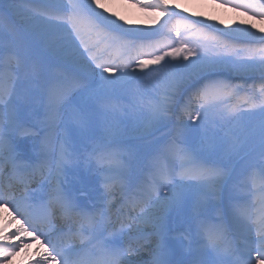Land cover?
<instances>
[{
  "label": "snow or ice",
  "instance_id": "obj_1",
  "mask_svg": "<svg viewBox=\"0 0 264 264\" xmlns=\"http://www.w3.org/2000/svg\"><path fill=\"white\" fill-rule=\"evenodd\" d=\"M223 2L264 19L259 0ZM137 3L166 19L0 0V208L22 218L0 228V264L32 242L33 264H264V34Z\"/></svg>",
  "mask_w": 264,
  "mask_h": 264
},
{
  "label": "bare ground",
  "instance_id": "obj_2",
  "mask_svg": "<svg viewBox=\"0 0 264 264\" xmlns=\"http://www.w3.org/2000/svg\"><path fill=\"white\" fill-rule=\"evenodd\" d=\"M19 2L23 3L24 0H19ZM259 3L264 4V0H259ZM101 4L104 8H107V14L110 15L114 12L117 17H123V20L127 21L126 27L156 28L159 23L163 22L160 17L147 14L143 6L137 3V0H101ZM168 4L169 6L178 5L179 8L185 9L186 13L195 14L192 19L210 17L211 21H218L221 27H235L237 24L242 27L254 26L253 31H257L258 34H264V19L246 10L237 9L234 5H226L223 0H168ZM177 20H182V17H176L170 22V26L175 25ZM91 36L95 37L97 41H103L105 43L104 47L112 54H116L117 50L113 42L110 39H106L102 32L92 30ZM111 42L112 44H110ZM20 147L26 155H33L31 140H25ZM85 174L86 172L83 170L71 172L69 181L72 186L79 188L81 183L86 186L91 185L90 177ZM4 218L6 220L7 217L4 216ZM3 229L6 228L3 227ZM10 229L6 230L9 232L13 231ZM173 244L176 248V259H182L184 255L183 249L176 241H173ZM31 246H33V243H31ZM43 251L44 249L33 250L30 248L22 255L16 254L13 256L10 260L11 264H33L34 260L39 259L38 253H43ZM49 264H56V262L50 261Z\"/></svg>",
  "mask_w": 264,
  "mask_h": 264
},
{
  "label": "rangeland",
  "instance_id": "obj_3",
  "mask_svg": "<svg viewBox=\"0 0 264 264\" xmlns=\"http://www.w3.org/2000/svg\"><path fill=\"white\" fill-rule=\"evenodd\" d=\"M24 2H25V0H24ZM143 9L145 10V12L147 13V14H149V15H153V16H156V17H160V20L161 21H163L164 19H166V17L165 16H161L160 15V12L159 11H157V10H151V9H145L144 7H143ZM12 23H14V24H16V23H18V18L17 17H13L12 18ZM160 24V23H159ZM159 24H158V26L157 27H159ZM181 31H183V29L181 28L180 29ZM185 38L187 39V40H190V41H193V42H195V41H198V40H201L202 39V34H200V33H185ZM93 42V41H92ZM170 42V41H169ZM94 43V42H93ZM98 44V50L99 51H103L104 49H102V46H100V43H97ZM142 58H147V57H142ZM241 95H244L243 93L241 94ZM236 102H238V101H234V103H236ZM86 176L88 175L87 173L85 174ZM252 191L253 192H255V189H252ZM1 209V208H0ZM12 223V222H11ZM11 223H6V220H2L1 222H0V227L2 226V227H4V228H13V226H11L12 224ZM14 223V225H16L15 223V221L13 222ZM42 239V238H41ZM33 243V246H31V244H30V246H29V248L27 249V251L30 249V248H32L33 250L34 249H36V248H43L44 249V247H43V245L40 243V242H32ZM24 252H26V251H18L17 252V254H20V255H22ZM11 260V259H10ZM10 260H6V261H4V264H7V263H9V264H11V261Z\"/></svg>",
  "mask_w": 264,
  "mask_h": 264
}]
</instances>
